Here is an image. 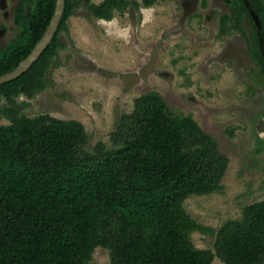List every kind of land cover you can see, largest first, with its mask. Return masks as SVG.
Returning a JSON list of instances; mask_svg holds the SVG:
<instances>
[{
	"label": "trees",
	"instance_id": "16d2710c",
	"mask_svg": "<svg viewBox=\"0 0 264 264\" xmlns=\"http://www.w3.org/2000/svg\"><path fill=\"white\" fill-rule=\"evenodd\" d=\"M76 3L66 0L53 40L31 68L0 85L7 102L0 113L10 121L0 124V264H90L97 247L109 250L111 264H212L216 257L225 264H264V199L219 228L198 223L186 210L191 195L221 189L230 159L192 115L173 113L159 92L137 96L133 109L118 117L112 145L92 149L81 121L24 113L28 102L17 98L46 88ZM129 5L89 0L87 9L110 20ZM55 6L56 0L17 1L18 33L0 47V76L28 56ZM230 6L220 32H244L247 18L249 52L264 74V0H230ZM195 231L214 235V247H196Z\"/></svg>",
	"mask_w": 264,
	"mask_h": 264
},
{
	"label": "rangeland",
	"instance_id": "374dc122",
	"mask_svg": "<svg viewBox=\"0 0 264 264\" xmlns=\"http://www.w3.org/2000/svg\"><path fill=\"white\" fill-rule=\"evenodd\" d=\"M17 1L0 0V25L8 27L0 47L18 33ZM133 1L108 20L88 11L89 0H77L46 88L17 101L28 102V116L47 112L81 121L92 149L99 142L112 145L118 117L133 109L137 96L159 92L173 113L192 115L230 159L221 189L184 202L198 223L219 228L240 217L245 205L264 199V75L249 52L250 24L243 21L244 32H220L218 17L229 10L225 0H206L199 15L191 10L185 17L184 4L193 7L192 0L150 6ZM6 103L0 97V109ZM9 123L0 113V124ZM191 240L207 249L215 236L195 231ZM90 264H111L109 250L97 247ZM212 264L225 263L216 257Z\"/></svg>",
	"mask_w": 264,
	"mask_h": 264
},
{
	"label": "water",
	"instance_id": "95a60500",
	"mask_svg": "<svg viewBox=\"0 0 264 264\" xmlns=\"http://www.w3.org/2000/svg\"><path fill=\"white\" fill-rule=\"evenodd\" d=\"M65 4L66 0H56L55 11L45 33L28 54V56L24 58L15 69L0 76V85L20 77L22 74L27 72L31 68V66L40 58L42 53L53 40L54 35L58 30L59 23L64 14ZM252 14L257 25L260 26L258 15L255 12H252Z\"/></svg>",
	"mask_w": 264,
	"mask_h": 264
},
{
	"label": "flooded vegetation",
	"instance_id": "af4514ba",
	"mask_svg": "<svg viewBox=\"0 0 264 264\" xmlns=\"http://www.w3.org/2000/svg\"><path fill=\"white\" fill-rule=\"evenodd\" d=\"M192 2H193V7H190V8H188L187 6H186V4H184V7H185V9H184V11H183V16L185 17L188 13H190V11L191 10H194V11H196V15H199V13H198V8H199V6L200 5H202L203 4V6H204V2H203V0H192ZM225 2H226V5L229 7V10L228 11H226L225 10V12H223L222 14H220V16L218 17V22H219V24H220V20H221V16L223 15V14H225V13H231L232 12V9H231V6H230V0H225ZM5 2L4 1H2L1 2V4H4ZM215 11V13L217 12L216 10H214ZM218 13V12H217ZM5 16H8V14H9V11L7 10V11H5ZM6 18V17H5ZM185 19V18H184ZM184 19H183V21H184ZM245 19H247V18H245ZM244 19V20H245ZM2 25H3V23H2ZM2 25H0V40L2 39V37L7 33V30H8V27H4V25L2 26ZM224 34H226V33H224ZM231 34V33H230ZM232 34H233V32H232ZM256 62V61H255ZM257 63V62H256ZM257 66H258V63H257ZM263 74V73H262ZM264 75V74H263Z\"/></svg>",
	"mask_w": 264,
	"mask_h": 264
}]
</instances>
